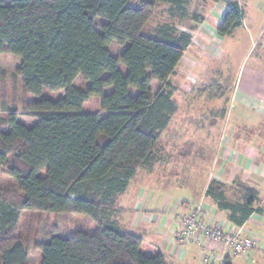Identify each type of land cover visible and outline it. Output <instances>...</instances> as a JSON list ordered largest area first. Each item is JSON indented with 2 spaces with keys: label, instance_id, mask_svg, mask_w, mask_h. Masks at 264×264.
Masks as SVG:
<instances>
[{
  "label": "trees",
  "instance_id": "1",
  "mask_svg": "<svg viewBox=\"0 0 264 264\" xmlns=\"http://www.w3.org/2000/svg\"><path fill=\"white\" fill-rule=\"evenodd\" d=\"M156 3L186 15V0H0V56L21 60L17 73L25 94L65 91L57 102L29 105L38 112L32 127L16 114L0 118V171H8L22 197L21 204H10L0 190L1 264H28L17 234L22 211L81 214L95 225L43 243L42 264H167L162 253L143 252L142 238L114 217L117 199L140 169L151 167L176 112L172 94L154 96L151 83L169 86L192 42L169 24L152 26ZM242 19L234 3L218 32L231 35ZM112 43L126 47L120 57L108 50ZM78 77L89 83L87 90L73 85ZM93 98L107 117L82 112ZM239 186V204L227 202L216 180L205 196L224 220L242 227L263 211L259 190Z\"/></svg>",
  "mask_w": 264,
  "mask_h": 264
},
{
  "label": "rangeland",
  "instance_id": "2",
  "mask_svg": "<svg viewBox=\"0 0 264 264\" xmlns=\"http://www.w3.org/2000/svg\"><path fill=\"white\" fill-rule=\"evenodd\" d=\"M3 1L9 4L11 0ZM139 2L141 0H132V4ZM228 2L227 6L235 3L234 0ZM170 8V5L156 3L152 26L169 24L178 33L190 34L192 42L168 80L169 86L153 80L151 90L154 96L162 90L170 92L176 112L161 135L151 167L138 171L126 194L117 199L118 212L114 216L119 224L131 230L136 228L142 236L145 233L140 232L148 228L142 225L148 223L143 220L136 226L132 221L136 213H147L148 207L161 211L170 200L191 207L203 203L215 208L205 196L213 180L222 183L229 204L242 203L239 184L253 186L254 182L249 180L252 175L241 172L238 164L246 166L254 155L243 157L238 152L253 146L258 161H264V156H259L264 149V64L258 61L262 58L264 63V56H260L262 50L257 36L246 31L243 25L227 38L222 37L218 32L222 5L186 0L184 17L171 14ZM125 49L117 43L108 46L114 57H120ZM20 64L21 60L15 56H0V118L16 114L20 123L32 127L38 122V112L30 110L29 105L44 99L57 102L65 91L44 90L38 97L26 95L23 78L17 73ZM148 75L151 77L152 72L148 71ZM73 85L83 90L89 87L81 77ZM112 91L109 88L106 93ZM82 112L100 118L108 116L102 111L100 99L95 98L84 105ZM228 150L232 151L229 156ZM257 189L264 193L260 185ZM0 190L7 202L21 204L16 182L6 169L0 171ZM260 197L258 208L264 216V197ZM154 212L157 211L151 213ZM221 215L216 212L217 219H221ZM94 227L89 217L81 214L22 211L17 234L28 251V264H42L40 246L54 235L63 237L72 230ZM153 231L147 229L149 236L142 244L143 252L161 237L151 235ZM162 234L169 236V228ZM228 258L232 264H264V251ZM167 264L180 263L172 258L167 259Z\"/></svg>",
  "mask_w": 264,
  "mask_h": 264
},
{
  "label": "built area",
  "instance_id": "3",
  "mask_svg": "<svg viewBox=\"0 0 264 264\" xmlns=\"http://www.w3.org/2000/svg\"><path fill=\"white\" fill-rule=\"evenodd\" d=\"M222 0L217 6H223L221 20L230 8ZM243 23V19H242ZM162 212L136 213L133 224L139 226L143 220L160 223L164 228L172 223L170 238L175 249L188 245L197 247L204 264H221L230 255L249 254L252 251L264 250V235L247 231L244 226L227 225L225 220L217 219V210L199 203L193 207L180 201L168 200Z\"/></svg>",
  "mask_w": 264,
  "mask_h": 264
},
{
  "label": "crops",
  "instance_id": "4",
  "mask_svg": "<svg viewBox=\"0 0 264 264\" xmlns=\"http://www.w3.org/2000/svg\"><path fill=\"white\" fill-rule=\"evenodd\" d=\"M234 2L239 6V9L242 11L244 17L242 26L244 25V29L248 31L250 34L257 36L258 45H260L261 47L260 49L262 50V51L260 50L261 51L260 56L263 57L264 56V0H234ZM241 27H239L238 30H240ZM258 61L259 63L264 64L262 58H260ZM229 152L232 151L228 150V156L230 154ZM238 153L243 157H251L254 155L252 157V161L248 162L246 166H244L245 164L240 163L238 164V167L240 168L241 172L248 174L249 176L252 175V177H250L249 180L255 183V185L254 183H252L253 186L258 188V185H260V187L262 188L261 190L264 191V163H263L264 161H258L259 157L255 154L256 152L253 146L247 147L243 151L241 150V152ZM225 154L227 153L224 152V155ZM260 155L264 156V149L259 154V156ZM259 192L261 193L262 191L259 190ZM261 195L262 197H264V193H261ZM146 211L147 213H151L153 211H157V213L162 212L159 211L158 209L150 210L149 207L148 210ZM144 221L147 222L149 225L143 224L142 228H144L145 226L151 228L152 230H155L153 231V233L151 232V235L155 237L161 236L160 238H158L159 240L154 243V245L150 244L149 247L145 249L146 253H162L163 255H165L166 259H172V258L176 259L180 264H204L202 261L201 252L197 247L193 245H188L180 250L175 249V246L170 238L171 236L162 234L163 230L166 228H164L160 223L154 224L151 223L149 220H144ZM223 222H227V225H232L227 221V219H225V221ZM172 226L173 224L169 223L167 228L171 229ZM148 228H145L143 229V231L140 232L142 234L145 233V235L143 236L138 234L137 232L138 230L136 228H133L132 231L135 232L137 235H139L144 242V239L147 238V236H149L147 234ZM244 228L247 231L253 232L255 234L264 235V216L257 213L253 214L244 225ZM263 251L262 252L257 251V252L259 254H262ZM222 264H232V262L230 261V258L226 257V259L222 262Z\"/></svg>",
  "mask_w": 264,
  "mask_h": 264
}]
</instances>
